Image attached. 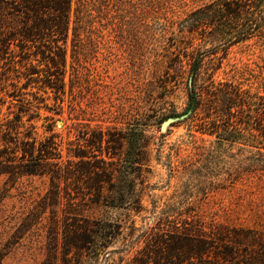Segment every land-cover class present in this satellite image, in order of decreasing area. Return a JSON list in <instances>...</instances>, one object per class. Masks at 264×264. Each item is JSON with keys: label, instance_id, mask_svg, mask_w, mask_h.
<instances>
[{"label": "rangeland", "instance_id": "1", "mask_svg": "<svg viewBox=\"0 0 264 264\" xmlns=\"http://www.w3.org/2000/svg\"><path fill=\"white\" fill-rule=\"evenodd\" d=\"M211 1L89 0L65 91L41 56L0 81V117L21 115L20 135L52 153L42 173L0 174V264H264V153L189 108L183 28ZM263 56L264 40L233 45L214 78Z\"/></svg>", "mask_w": 264, "mask_h": 264}, {"label": "trees", "instance_id": "2", "mask_svg": "<svg viewBox=\"0 0 264 264\" xmlns=\"http://www.w3.org/2000/svg\"><path fill=\"white\" fill-rule=\"evenodd\" d=\"M88 1L0 0V65L6 64L0 70L1 84L6 86V81L20 73L23 66L26 68L24 74L29 76L33 69L32 59L41 56L55 67L50 75H56V79L50 86L65 91L70 31L77 32L93 24L89 8L84 10ZM184 27L183 31L188 32L184 54L188 59L192 119L201 120L200 124L209 134L232 142L247 140L263 154L264 56L263 63H257L258 69H236L233 78L217 80L214 73L223 66L233 45L252 38L264 40V0H212L194 10ZM11 44L19 47L18 55L9 54ZM31 45L36 48L33 52ZM177 60L183 62L180 55ZM253 79L258 82L256 90L249 85ZM23 124L21 115L0 117V174L18 176L45 171L46 165L38 160H45L52 153L45 148L36 150L34 131L22 137ZM12 142L16 148L9 152L6 147ZM14 156L28 157L27 160L35 162L32 167L14 164ZM97 234L102 236L100 231Z\"/></svg>", "mask_w": 264, "mask_h": 264}, {"label": "water", "instance_id": "3", "mask_svg": "<svg viewBox=\"0 0 264 264\" xmlns=\"http://www.w3.org/2000/svg\"><path fill=\"white\" fill-rule=\"evenodd\" d=\"M166 125H167V123H165V124L163 125V128H165V127H166Z\"/></svg>", "mask_w": 264, "mask_h": 264}]
</instances>
